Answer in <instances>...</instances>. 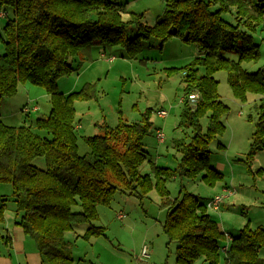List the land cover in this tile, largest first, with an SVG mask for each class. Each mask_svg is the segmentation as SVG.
I'll return each instance as SVG.
<instances>
[{
	"label": "trees",
	"instance_id": "obj_1",
	"mask_svg": "<svg viewBox=\"0 0 264 264\" xmlns=\"http://www.w3.org/2000/svg\"><path fill=\"white\" fill-rule=\"evenodd\" d=\"M213 5H218L212 10ZM121 0H0V9H12L3 26L4 53L0 54V102L15 94L18 86L30 83L42 87L49 96L50 112L37 118L34 126H10L0 120V182L10 183L21 218L17 222L30 236L41 264H75L65 233L74 224L86 223L83 237L104 235L105 228L94 226L98 206L108 205L117 192L142 200L151 190L167 210L162 224L170 242L177 243L175 264H220L228 237L224 264H264L259 250L264 248V229L246 224L236 236L220 230L208 213L206 203L182 188L180 198L171 199L167 182L175 178H194L214 187L223 174L210 165V142L225 130L228 112L218 93L214 74L227 73L228 85L236 99L246 101L258 95V120L247 154L250 160L264 146V66L248 72L242 62L260 58L259 45L252 32L264 23V0H164V10L153 25L133 15L137 34L126 36ZM235 8L237 24L222 18ZM240 24L244 26L241 29ZM158 38L163 44L179 38L196 45L199 54L182 68L184 96L179 125L192 131L189 141L178 139L180 151L176 168L158 167L150 161L152 177L141 173L146 160L143 139L151 122L147 114L135 122L119 117L114 127L100 126L101 133L84 137L89 151L79 153L74 103L96 99L95 84L86 83L78 91L61 93L58 79L74 70V59H91L92 49L104 52L115 46L136 58L142 41ZM235 52L238 60L225 57ZM204 70L199 74V69ZM198 94L194 104L189 95ZM206 117L203 129L200 120ZM36 131H35V130ZM46 131L49 138L37 131ZM42 156L46 168L32 162ZM79 205L80 212L73 206ZM5 220V203L0 199V230ZM0 241H8L0 231Z\"/></svg>",
	"mask_w": 264,
	"mask_h": 264
},
{
	"label": "rangeland",
	"instance_id": "obj_2",
	"mask_svg": "<svg viewBox=\"0 0 264 264\" xmlns=\"http://www.w3.org/2000/svg\"><path fill=\"white\" fill-rule=\"evenodd\" d=\"M121 2L124 4L122 18L128 22L126 36L129 38L137 34L136 23L129 22L134 14L141 15V22L153 25L164 10V0ZM217 8L218 5L212 6V10ZM5 12L7 17L0 18V54L4 53L3 26L12 16V9L7 8ZM222 18L232 24L238 23L234 7L223 12ZM240 27L244 30L242 24ZM252 34L254 43L259 45L260 58L255 62L241 63L248 72H256L264 66V23ZM198 54L195 44L179 38H171L162 44L158 38L150 37L142 41L141 53L136 58H129L124 49L115 46L105 52L98 47L93 48L88 60L74 59L75 70L58 79V90L68 94L91 83L95 84L97 91L96 99L74 103L79 153H88L89 148L83 138L100 134L102 124L114 127L119 117L131 123L147 114L151 126L142 141L147 157L140 166L141 173L153 176L150 161L158 167L176 168L181 154L175 141H189L192 136L190 129L179 125L184 96L182 68ZM225 57L238 60L235 52L226 53ZM203 73L200 68L199 74ZM214 78L218 81V93L228 106V112L223 117L225 130L209 144V159L210 165L221 172L223 178L214 187L203 182L202 174L194 178H175L168 180L167 189L171 199L180 198L183 188L206 204L215 195H226L220 209H209L208 213L222 232L236 236L246 224L251 229H264V146L247 160L258 120L259 96L248 94L246 101L241 102L234 97L225 71L216 72ZM33 105L39 109H33ZM25 107H28L27 112L23 111ZM160 109L167 111L166 118L158 116ZM49 112V96L42 87L30 83L20 84L13 96L4 97L0 102V120L10 126L33 127L37 118H45ZM200 122L205 129L207 118L203 117ZM157 129L165 136L163 142L155 136ZM37 132L42 137H50L46 131ZM32 163L38 168H46L42 156L36 157ZM0 199L5 203V220L0 230L5 235L9 229L14 231L13 227L22 213L16 209L10 183L0 182ZM160 201L155 190L142 200L117 192L110 204L98 206V218L92 224L104 227V235L85 239L86 223L74 224L72 230L65 233L64 240L72 249L75 264H138L145 246L149 247L147 264H175L177 243L170 242L163 232L167 210L160 205ZM72 210L80 212L81 207L75 205ZM121 212L125 217L119 220L117 215ZM24 238L27 257L19 262L14 249H10V264H41L40 257L31 256L32 252H36L33 239L30 236ZM221 244H228L227 236ZM0 250H3L1 241ZM221 253L220 264H224V253ZM259 255L264 258V248L259 250ZM201 263L202 259L194 264Z\"/></svg>",
	"mask_w": 264,
	"mask_h": 264
},
{
	"label": "built area",
	"instance_id": "obj_3",
	"mask_svg": "<svg viewBox=\"0 0 264 264\" xmlns=\"http://www.w3.org/2000/svg\"><path fill=\"white\" fill-rule=\"evenodd\" d=\"M3 17H7V13L5 11H1L0 10V18H3ZM198 99V94L194 93V94H191L189 95L188 97V100L190 101V104H194V102ZM34 109H38V107L34 108ZM23 111L27 112L28 111V107H25L23 108ZM158 116L161 117V118H166L168 113L165 109H160L158 110L157 112ZM155 136L157 138V140L159 142H163L165 140V136L164 134L160 131V129H157L156 130V133H155ZM226 195H215L213 196L210 201H208L207 203V207L209 209H212L214 211H218L220 209V205H221V202H222V199L225 197ZM125 217V214L124 213H119L117 215V218L119 220H122L123 218ZM229 240V239H228ZM228 249V244L227 245H223L221 247V251L222 252H226ZM149 258V247L148 246H145L143 248V250L141 251V254L139 256V263L138 264H147V260Z\"/></svg>",
	"mask_w": 264,
	"mask_h": 264
},
{
	"label": "crops",
	"instance_id": "obj_4",
	"mask_svg": "<svg viewBox=\"0 0 264 264\" xmlns=\"http://www.w3.org/2000/svg\"><path fill=\"white\" fill-rule=\"evenodd\" d=\"M28 104V103H26ZM36 108L33 105V109ZM39 109V107H38ZM18 225V224H17ZM14 225L13 229L14 231L10 230L8 231L5 236H7L8 241H1V245L3 246V250H0V264H10V259L12 258V253H10V249H14L16 252V259L19 262L24 261V258L27 256L24 253V246H23V241H24V236L26 235L23 230L19 227V225ZM29 237V236H28ZM35 246V244H34ZM36 248V247H35ZM35 255L40 257L37 249L36 252H32L31 256L34 258ZM41 259V258H40Z\"/></svg>",
	"mask_w": 264,
	"mask_h": 264
},
{
	"label": "bare ground",
	"instance_id": "obj_5",
	"mask_svg": "<svg viewBox=\"0 0 264 264\" xmlns=\"http://www.w3.org/2000/svg\"><path fill=\"white\" fill-rule=\"evenodd\" d=\"M76 126H77V125H76ZM76 126H75V127H76ZM77 127H78V126H77Z\"/></svg>",
	"mask_w": 264,
	"mask_h": 264
}]
</instances>
